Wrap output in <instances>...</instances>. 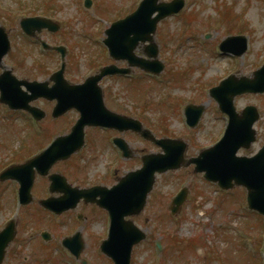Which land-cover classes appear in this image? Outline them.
I'll return each instance as SVG.
<instances>
[{
    "label": "rangeland",
    "instance_id": "1",
    "mask_svg": "<svg viewBox=\"0 0 264 264\" xmlns=\"http://www.w3.org/2000/svg\"><path fill=\"white\" fill-rule=\"evenodd\" d=\"M21 1L23 0H0V10L13 11L0 13V24L9 29L13 45V51L5 58L4 62L13 68L18 77L38 80L46 79L51 72L59 67V58L54 55L53 57L46 54L42 55L39 44L32 43L25 38L18 24L21 17L46 14L45 16L52 17L64 26L60 33L56 35L44 34L43 37L49 43L65 42L68 38L67 42L73 46L71 61H73L74 66L71 67L70 71L74 74L73 78L80 79L92 70V67H88L92 64L89 62L90 54L99 53L104 48L100 43L107 26L113 22L118 14L134 9L139 2V0H93L95 6L93 11L89 12L90 16L82 7L81 0H25L26 4L21 3ZM46 6H52L54 9H47ZM226 6H233V11L243 14L237 29L227 30V23L221 21L222 13H224L222 10H225ZM188 11L194 15L190 17L191 22L185 18L178 20L175 16L168 18L160 23L156 36L157 42L160 44L165 40L170 42L164 46L161 44L160 57L167 62L168 73L174 70L171 77L173 75H185L186 79L183 82L181 78L178 83H175V77H172L169 82L166 79L163 85L157 83V95L151 94L148 100L140 98L142 84L129 86L133 90L137 87L136 91L133 92V90H126L125 88V83L128 81L111 79L106 83L117 89L119 93L124 94L127 111L141 116L155 125L159 136L171 133L173 136L183 135L187 138H195L196 143L190 138V146L188 145L186 152L187 155H194L198 147L217 138L227 122L225 115H218L214 111L216 110V105H214L216 103L214 101L209 102L210 89L217 86L221 81L220 79L229 73L236 72L238 75H249L264 62V0H187L183 12ZM195 15L198 17L196 18ZM97 18L101 23L97 21ZM209 19L222 23L221 26L217 24L219 27L217 31H212L213 29L208 27ZM196 23H203L205 29L199 31L197 36L188 37L192 35L188 34L189 32H197ZM207 29L212 31L211 40L216 39V41L225 36L227 31L241 30L245 32L251 39L248 51L244 56L234 59L221 58L218 55L213 56L204 47L199 48L200 44L196 42L204 39L203 36L208 31ZM80 30H83V33ZM96 57L93 58L95 64L99 63L100 65L109 61L106 55L104 58ZM166 75V73L162 75L163 78ZM145 83L147 88L153 87L150 80H145ZM208 83L210 84L208 85ZM167 92L173 95V103L169 107V112L165 109L166 102L157 104L160 107L154 105V101L159 96L166 95ZM181 96L197 97L193 100H186ZM137 100L142 101L140 102L141 107L134 104V101ZM190 101L203 102L207 109L204 118L201 120L200 128L188 133L190 129L181 117L185 106ZM37 104L45 107L50 114L51 103L38 101ZM235 104L238 109H242L248 104H255L261 112V119L256 124L259 134L258 140L252 148L255 151L264 144V94L240 95L236 98ZM2 112L4 113V108L0 111V118H3L0 119L2 121V123L0 122V140H6L9 139V136H13V132H10V135L7 130L11 131V128H15L14 126L21 120H14L15 123L12 122L9 125L8 118L4 117ZM15 114L23 121L25 120L22 112H15ZM68 117L70 118V116ZM47 121H50V118ZM47 126L52 129L58 127V125L51 124ZM15 130H17L18 136L11 137L8 143L15 142L17 145L19 143L18 137L21 136L22 132L20 127H16ZM93 131H88V134L94 136ZM32 136L33 132L30 130L26 137ZM129 140L132 149H135L137 153L142 154L150 149H155L135 135L129 137ZM12 148L13 146H9L10 152ZM7 149L0 146V166L7 162ZM98 158L100 160L96 162L104 163L112 157L106 148H103V152L99 154ZM139 159V155H137L131 160H126L123 164L119 163L116 167L119 170L118 175L123 172L124 168L129 170L138 167ZM78 163H82L79 158ZM103 169L101 166L100 170ZM192 170L193 167L190 166L186 170L168 173L169 175L164 173L159 176L154 195H151L146 212L141 214V217L136 218V222L147 229L152 237L135 247L131 264H253L256 262V259L250 257L252 252L262 248L264 219L262 221L256 214L249 213L251 211L247 209V205L244 203L243 193H245V189L239 187L229 193L214 192L213 185L201 181L199 179L201 176L192 177ZM184 183L191 189L190 203L183 206L181 212L173 216L171 221L170 218L168 219L171 196ZM220 194L224 195L218 198ZM6 202H10V204L5 205ZM82 208L84 213L93 217L91 229L94 232L92 238L95 241L98 239L95 235L100 236V233L105 230L104 218L102 214L98 213L101 212L99 210L94 215L89 214V206H82ZM12 211L13 200L10 192L5 190V194H3L0 191V229ZM25 214H22L26 218L25 221L31 219L28 218L27 212ZM35 218L38 223L32 220V227H45L50 224L47 218L42 219L39 216ZM99 218L102 222L98 221ZM22 236L23 234L21 238ZM84 238L87 239V242L82 258L87 259L88 264H113L109 259L107 261L106 258H98V253H95V244L92 243V239H89L88 233L84 234ZM156 239L162 241L164 247L160 255L156 254V257H153V252L157 251L154 244ZM34 243L32 241L26 242L24 247L19 248L20 253L11 245L3 264H61L56 260L53 253L44 250L41 246L34 245ZM40 254L49 255L51 260L47 263H39Z\"/></svg>",
    "mask_w": 264,
    "mask_h": 264
},
{
    "label": "water",
    "instance_id": "2",
    "mask_svg": "<svg viewBox=\"0 0 264 264\" xmlns=\"http://www.w3.org/2000/svg\"><path fill=\"white\" fill-rule=\"evenodd\" d=\"M184 2V0H173L170 3L159 2V0H143L134 13L121 21L115 22L107 30L108 38L105 41L110 48L111 54L115 58H119L121 54H124L132 63L147 64L149 69H152L151 66H153L155 71L159 72L162 69V64L159 61H139L132 57V50L140 40H149L152 43L149 46V55H156L157 50L152 34L156 30L157 22L161 18L179 11L183 7ZM90 3V0L86 1L87 6ZM156 11H158V14L153 17ZM21 24L31 34H35L36 30H41L43 27H48L51 30L58 29L57 24L42 17L25 18ZM232 39L229 38L224 41L223 47H226V45L231 47ZM240 39L241 44L235 49L238 54H241L246 49L245 38L241 37ZM9 48L7 35L4 29L0 28V64L3 55L7 53ZM115 71L117 70L112 67H105L101 74L91 77L90 80L88 79L89 83H96L97 87V82L102 75ZM60 72H63V70ZM22 84L28 86L30 83L26 81L19 82L11 74V71H5L0 76V87L3 92L2 101L10 103L14 107H21ZM78 87L73 88L81 89ZM35 90L41 93L42 88L38 85ZM218 90L223 92L217 94L222 109L228 112L231 117L226 137L221 143L191 161H195L198 164V170L206 169V176L210 179L218 180L223 187L233 186V180L237 184L245 185L248 188L250 207L264 213V149L253 158L236 157V151L240 146L245 145L248 147L255 140L256 132L252 126L259 115L253 106L247 107L242 112V115L235 113V108L233 107V98L236 94L244 91H264V67L255 72V78L253 79L242 78L238 81L235 76H231L221 84ZM61 95L64 100L71 104L75 101L74 99L77 95L80 94L72 90L63 89ZM81 110L83 113L81 121L85 122L97 111L95 107L88 106H84ZM200 114L201 111L199 110L196 115V121ZM127 121H131V123ZM125 122H127L125 124L126 128L137 129L144 136L151 137L137 120L126 118ZM83 123L77 126L76 129L78 127L82 129ZM157 142L164 147L168 144L173 145L176 149L168 151L169 154L167 155L144 159V168L130 173L126 177V181L121 182L120 192L117 186V193L111 197L107 204L114 216V221H112L110 237L103 242L102 248L113 257L116 264H129L133 244L145 237V233L136 228L131 220L125 221L123 217L126 214L138 213L142 209L147 192L150 190L154 180V172L156 170L165 171L169 168H176L190 163L185 160L184 146L182 145L183 143H178L180 141L166 139ZM80 193L81 195H86L87 192L80 191ZM119 193H122L120 198ZM184 197L183 192L180 193L173 203L179 206ZM174 209H177V207H174ZM13 235L14 228L12 225L0 234V264L4 256V247Z\"/></svg>",
    "mask_w": 264,
    "mask_h": 264
},
{
    "label": "flooded vegetation",
    "instance_id": "3",
    "mask_svg": "<svg viewBox=\"0 0 264 264\" xmlns=\"http://www.w3.org/2000/svg\"><path fill=\"white\" fill-rule=\"evenodd\" d=\"M104 96H105V102H106V104L110 107V108H112L113 110H115V111H118L119 112V110H120V106H121V103L123 102V100H124V96H122V95H118V94H115V92L113 93V92H110V91H106L105 92V94H104ZM107 131L109 132V131H112V134L110 135V136H118V135H124V133H119L118 131H116V130H114V129H107ZM110 136H108L105 140H104V143H102L98 148H97V150H101L102 148H111L113 151L112 152H110V155L112 156V158H118V157H121L122 159H125L124 158V155H123V153H122V151H119L118 150V152H116V150H114L111 146H110V144H109V137ZM110 150V149H109ZM132 152H134V157L135 156H137V155H139L140 156V153H137L136 152V150L135 149H133V151ZM90 155H94V153L92 152ZM66 162V161H65ZM56 166H58V167H60V168H62L63 170H64V174L66 175V178H67V181H68V183H70V184H72V185H78L77 184V182L73 179L74 177H73V167H72V165L71 164H66V165H61V164H57ZM115 173H117L116 171H115ZM112 174V176H109L108 175V173L107 172H105L104 173V176H103V179H102V181H100V182H102L103 183V185H108V186H110V185H112V184H110L109 183V179L111 178V177H114L116 174ZM99 178H101V174H96L95 175V179H99ZM99 181H97V182H94V183H98ZM94 183H91V184H94Z\"/></svg>",
    "mask_w": 264,
    "mask_h": 264
}]
</instances>
